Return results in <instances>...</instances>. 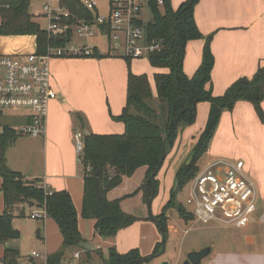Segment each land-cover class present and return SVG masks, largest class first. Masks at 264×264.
Instances as JSON below:
<instances>
[{
  "label": "trees",
  "instance_id": "trees-1",
  "mask_svg": "<svg viewBox=\"0 0 264 264\" xmlns=\"http://www.w3.org/2000/svg\"><path fill=\"white\" fill-rule=\"evenodd\" d=\"M197 1L186 0L175 8L171 0H165L163 7L152 0V19L146 28L149 38H159L164 44L161 51L149 57L150 64L160 69L154 74L156 94L148 75L134 73L132 59L125 57L128 67L127 101L121 114L112 115L113 120L124 123L125 132H89L84 136L81 155L85 167L82 216L96 221L95 230L101 236L113 237L139 218L124 211L121 199L110 200L109 191L120 186L124 178L132 176L138 168L146 166L140 189L144 202L150 204L159 194L157 176L180 129L196 123L200 102L210 103L206 126L193 148V160L189 165L184 162L179 166L176 171L177 188H172L170 199L154 218L164 233V241L157 243L149 255H143L139 248L120 252L112 247L108 251V264H144L158 256L167 241L166 213L169 207H177L185 221L195 220L194 213L182 203L175 205L173 199L177 190L184 188L198 174L200 161L209 149L225 110L233 109L238 101H249L264 122V65L252 77L236 79L222 95L213 94L211 85L215 56L211 49L212 35L205 37L196 22L194 8ZM30 4V0H0V35H34L38 54H46L49 46L65 45L69 38L50 36L30 13ZM67 5L78 18H94V12L86 9L80 0H69ZM200 39L205 40L202 61L195 73L188 76L183 70L185 47L188 41ZM95 52L90 56L99 57ZM19 136L16 128L7 122L0 133V177L4 196V210L0 213V243L6 244L21 235L13 224L16 206L21 203L36 205L46 209L47 217L55 221L62 237L63 250L49 256L48 264H63L64 249L79 247L85 241L78 225L79 212L68 190L47 193L39 179H25L21 172L8 166L7 150ZM3 257L8 264H20L19 251L15 248L6 247ZM92 259V253L87 252L81 264H95Z\"/></svg>",
  "mask_w": 264,
  "mask_h": 264
},
{
  "label": "crops",
  "instance_id": "crops-1",
  "mask_svg": "<svg viewBox=\"0 0 264 264\" xmlns=\"http://www.w3.org/2000/svg\"><path fill=\"white\" fill-rule=\"evenodd\" d=\"M194 14L204 36L212 35L211 49L215 56V64L212 70L211 88L214 95H222L236 79L241 76L252 77L258 68L264 65V0H199L195 6ZM204 43V39L189 41L190 52L183 62V70L188 76H192L201 64ZM92 44L97 47L96 52H94L101 57L99 44ZM36 50L37 43L32 52ZM54 59L56 58L50 61L52 85L59 96L50 102L46 132L44 136L34 137L35 149H27L20 152L19 161H16L18 158H14L10 150H8L7 164L12 170L21 172L25 179H39L42 185L47 186L52 191L68 190L79 212L78 225L83 234L86 228V220L82 216L85 170L83 172L81 166H78L80 165L78 163L82 162L80 160L81 155L76 148L75 134L78 131L85 134L89 132L122 134L125 132L124 123L113 120L112 115L121 114L126 105L128 67L117 66L119 69L118 76L121 80L118 83V87L113 91V96L107 99L106 104L104 100H98V96L93 94L97 81L89 78L91 73L83 72L84 68L88 66H62L65 61L71 64L72 62H78L75 59L85 61L86 58L60 59L59 61ZM69 68H72V70ZM131 68L136 74L146 73L145 71H139L136 66H131ZM153 70L152 73L146 74L149 77L151 88L156 94L154 74L160 69L154 68ZM112 75L117 76V73L113 72ZM106 80L117 81L108 78ZM115 98L116 100L113 101ZM262 107L264 109V101L262 102ZM209 111V102H200L198 104L197 121L194 124L196 125L194 129L197 130V137H193V140L188 136L190 128L183 127L180 129L175 143L181 139L179 141V145H182L181 148L183 149L180 151L181 153L186 149L188 142H191L190 145L192 144V147L195 146L198 137L206 126ZM224 128H228L229 133L231 128L246 133L252 137L255 144H264V122L259 118L254 105L249 101H238L233 109L225 110L222 113L209 149L204 155L207 156L206 165L201 168V171L206 169L209 162L218 159L215 154L220 152L215 151L214 144L216 139L224 134ZM238 161L243 160L238 159ZM243 162L244 173L256 188L258 202L255 216L243 228L240 247L242 250L244 248V253L221 251L217 254H209L211 256L207 258L208 260L205 264H264V160L258 159L252 153L249 159ZM141 171L143 172L139 176V182L141 183L139 187L140 183H136L135 187H128L126 183L130 177H125L120 186L113 188L108 193L110 200L121 199V206L124 211L133 215H135L134 212H130L128 207L127 196L131 195L138 187L136 190L141 195V201L144 202L143 191L140 188L144 183L147 167L138 168L135 175ZM160 172L161 170L157 178L160 181L161 189L162 179L159 177ZM166 181L167 177L164 178V182ZM1 184L2 178L0 177V213L4 210V196L1 191ZM174 184L175 182L173 181L169 186L164 184L166 200L164 198L163 201L169 200L170 196L168 197V195L174 188L172 186ZM34 206L38 208L36 205H31L30 209L32 210ZM143 217L147 219L145 215ZM40 221L44 223V230H46L45 225L50 223V228L56 231L57 224L54 220L53 222L47 217L45 220L40 219ZM92 221L95 228L96 221L94 219ZM231 228L233 227H225L223 229ZM127 229L128 227H125L119 230L115 236L109 238V249L116 247L120 252H126L132 248H140L141 251V247H138L139 245H133L134 243L131 240H124ZM44 230H40V236H42L43 240L45 239L43 236ZM147 239L148 237L143 238L144 244H146ZM120 240H122L121 243H119ZM9 243L10 241L5 246L9 245ZM0 245L3 244L0 243ZM211 246L213 247V245ZM12 248H16L20 252L17 246ZM89 250L86 246L82 250L76 249L74 257L79 252V258H81L82 253ZM97 250L101 252V246H98ZM195 250H198V248H195ZM41 251L47 252L46 249ZM4 252L5 248L3 254ZM141 253L149 255L145 254L146 252ZM19 257L21 256L19 255ZM18 261L20 264H32L35 259L31 258L29 252L28 261L24 263L20 259ZM204 261L203 259L202 263ZM160 262V260H156L153 264H160ZM178 263L175 262L174 264Z\"/></svg>",
  "mask_w": 264,
  "mask_h": 264
},
{
  "label": "built area",
  "instance_id": "built-area-1",
  "mask_svg": "<svg viewBox=\"0 0 264 264\" xmlns=\"http://www.w3.org/2000/svg\"><path fill=\"white\" fill-rule=\"evenodd\" d=\"M155 1L158 6H164L165 0ZM68 2L49 0L43 4V14L38 13L47 18L45 30L50 36L69 38L65 45L49 46L46 54L37 51L0 54V126L6 121L19 135L41 137L46 132L50 102L59 96L52 85L50 61L53 58L90 56L97 49L91 39L98 33L107 36L113 49L123 48L124 56L132 60L149 59L152 53L163 49L161 39L149 38L148 21H144L145 10L151 12L152 0H110L107 16H100L95 0H80L86 9L94 12L93 19L78 18ZM75 38L81 40L79 45L74 43ZM84 136L80 131L75 134L80 155ZM187 186V202L194 208L196 221H218L224 227L241 229L251 222L257 211V191L244 173L243 161L214 159ZM44 188L52 193L47 186ZM38 209L31 217L47 218L46 209ZM30 256L35 264H48L46 251L35 249ZM75 257L79 258L80 253ZM0 264L8 262L0 257Z\"/></svg>",
  "mask_w": 264,
  "mask_h": 264
},
{
  "label": "rangeland",
  "instance_id": "rangeland-1",
  "mask_svg": "<svg viewBox=\"0 0 264 264\" xmlns=\"http://www.w3.org/2000/svg\"><path fill=\"white\" fill-rule=\"evenodd\" d=\"M30 1V13L34 16V19L40 24V26L43 29H46L48 26V20L47 18L38 16V13L43 14V4L47 3L49 0ZM95 1L97 3L100 16H107L109 14L110 0ZM184 1L186 0H171V3L173 7H178ZM151 19V12L149 10H145L144 21L147 22ZM74 43L76 45H79L81 43V40L75 38ZM91 43L99 44L101 57L98 58L95 56H73L69 58H56L54 60L59 61L60 59L86 58L85 61H82L81 59H75L78 62H72L71 64L65 61L64 63H62V66H88L84 68L83 72L91 73L89 78L97 81V86L95 87V91H93V94L98 96V100L102 99L107 104V99H110L113 96V91L118 87V83L121 80V78L118 76L119 69L117 66H127L124 56L125 51L123 48L113 49L112 44H110L107 39V36L101 33H98L95 37H93L91 39ZM34 47H36L35 36L0 35V54L29 53L33 51ZM189 52L190 44L188 41L185 47L184 59L188 56ZM132 66H136L137 68H139V71H145L146 73H152V71H154V68L151 66L147 58L133 59ZM70 70H72V68ZM113 72H116L117 76H113ZM107 78L115 79L117 81L106 80ZM115 100L116 98L113 99V101ZM5 123L6 121L3 122L0 126V133ZM195 126L196 125L192 127H184L190 128V133L188 134V136L191 137L192 140L194 139L193 137H197V130L194 129ZM192 133L194 134L192 135ZM33 140H35L34 137L20 135L16 140V143L8 148L12 156L14 158H18L16 161H19L20 159V152L27 149H35L36 144ZM179 141L175 143L171 148L163 163L162 168L160 169L161 172L159 174V177L162 179V187L159 194L150 204H146L141 201V195H139V192L136 190L141 185V183L139 182V176L143 171L137 173L136 175L134 173L132 176H129L130 178L126 183L128 187H135L136 183H140L138 187L133 191V193L127 196V203L130 212H134L139 220L128 226L127 231H125L126 236H124V240H131V242L134 243L133 245H139L138 247H141V252H146L145 254H151L154 251L156 244L164 241V233L161 231V229L157 225V222L154 220V218L162 212V209H164V206L168 202L165 201L166 197L164 194V184L169 186L173 181L175 182V184L172 186L174 188H177L176 171L182 163L187 162L194 148V146L192 147V144L190 145L191 142H188V144L186 145V149H184V151L181 153L180 151H182L183 149L181 148L182 145H179ZM214 148L216 152H220L219 154H215L218 158L223 157L224 159H230L232 161H238V159L247 161L250 155L253 153L258 157V159L264 160V144H255L250 135L242 133L240 131H236L233 128H231L230 133L228 131V128H224V134L216 139ZM206 161L207 156H204L200 161L201 166L199 172H201V168L206 165ZM78 164H80L78 166H81V169L84 172V165L82 163ZM165 177H167L166 182H164ZM187 192V185L180 191L177 190L176 197L173 199V201L175 202V205H179L180 203H182L189 212L193 213V206L187 202ZM169 196L170 195H168V197ZM164 198L165 200L163 201ZM30 206L31 205L28 203H21L16 206L14 211L16 216L14 218V225L21 231V235L18 239L11 240L9 245H0V257H3V250L8 246H17L19 248V255L21 257H18V259L22 260L23 263L25 261H28V253L32 252V250L34 249H46L48 256H52L56 252L63 250L61 233L57 225L56 231H53L50 228V223L45 225L46 230H44V223L38 218L34 219L31 217V213L39 209L34 206L31 210ZM166 214V216L168 217V229L165 248L163 245L159 255L149 263L146 262L144 264H153L156 260H160L161 262L167 261L170 264H174L175 262H179L178 264H182L187 259V253L189 251L195 250V248H198L199 250L208 245H213L212 252L210 253L211 255L217 254L221 251L244 253V248L242 250L240 247L243 228L239 229L233 227L231 229H223L225 227L222 226V224L218 221H210L207 223L196 220L185 221L184 219H182V217H180L177 207H169ZM144 215L147 217V219H144ZM45 219L46 217L44 218V220ZM51 220L53 221V219ZM84 220H86V228L83 232L85 241L79 247H70L64 249L65 254L63 264H81V261L85 260L87 251L82 253L81 258H75L74 253L76 249L82 250L85 246L90 250H93H89L88 252H92V261L95 264H108V251L110 245L108 240L110 237H104L97 233L94 228V222L92 221V219L85 218ZM40 228L42 229V231L44 230V240L42 236L38 235V230H41ZM146 237H148V239L146 241V244H144L143 238L145 239ZM137 238H139V240H137ZM121 242L122 240L119 241V243ZM98 246H101L102 248L101 255L100 251L97 250ZM211 255H208L206 259H204L205 261L202 264H205V262L208 260L207 258Z\"/></svg>",
  "mask_w": 264,
  "mask_h": 264
},
{
  "label": "water",
  "instance_id": "water-1",
  "mask_svg": "<svg viewBox=\"0 0 264 264\" xmlns=\"http://www.w3.org/2000/svg\"><path fill=\"white\" fill-rule=\"evenodd\" d=\"M194 157V151L190 154L187 160V164H191ZM165 248V245H164ZM213 247L211 245L205 246L199 250H192L187 253V259L182 264H201L203 259H205L211 252ZM160 264H170L167 261L161 262Z\"/></svg>",
  "mask_w": 264,
  "mask_h": 264
}]
</instances>
